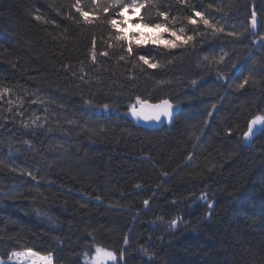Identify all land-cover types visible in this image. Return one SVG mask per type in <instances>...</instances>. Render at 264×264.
Instances as JSON below:
<instances>
[{"label":"trees","instance_id":"obj_1","mask_svg":"<svg viewBox=\"0 0 264 264\" xmlns=\"http://www.w3.org/2000/svg\"><path fill=\"white\" fill-rule=\"evenodd\" d=\"M72 2L0 0V261L83 264L100 247L116 264H264V128L244 139L264 115V31L249 29L264 0H158L188 34L193 9L224 27L200 25L195 48L146 43L169 33L131 21L161 22L157 9L125 12V32L158 31L134 51L166 67L143 71L120 49L100 56L107 26L68 19ZM137 97L181 105L174 126H136Z\"/></svg>","mask_w":264,"mask_h":264},{"label":"snow or ice","instance_id":"obj_2","mask_svg":"<svg viewBox=\"0 0 264 264\" xmlns=\"http://www.w3.org/2000/svg\"><path fill=\"white\" fill-rule=\"evenodd\" d=\"M181 5H187L188 0H177ZM70 11L67 18L74 20L78 25L83 24L86 27L96 28L100 25L107 26V39L102 40V43L106 45V48L99 52V55L102 57L109 56L110 49H120L121 54L119 55V60L125 61L135 57V63L133 64L134 68H141L143 71L142 65H146L148 69H163L166 67L164 63H161L160 60L155 58V55L151 52H139L134 51V47L139 49L141 44L139 43V38L135 33L132 34V39L129 38V35L126 34L125 29L128 26L129 22H126L124 19L125 12H128L130 15H134L138 9H145L146 7L150 9H157L156 15L162 17L161 22L153 23L151 22L150 14L141 16L135 21H131L133 24H143L144 27H151L155 29H163L164 32L169 33L168 39L154 38L146 43H151L154 46H162L165 50H171L176 48H185L189 45L191 47H196V36H206L207 32L200 31L199 26L202 25L204 29L210 30L211 34L216 36L225 32L223 26L220 25L219 21L215 23L207 18L201 11H196L193 9L191 15L186 16L184 19L187 22V25L195 26L193 28V34H188L186 31V26H180L178 28L174 27L178 23L177 17H172L170 19V14L168 11L159 10L158 0H73V2L68 6ZM72 10L77 16L72 14ZM111 12V15L108 13ZM35 19L42 20L41 16H36ZM48 23V21H44ZM251 26L253 29L257 26V17L255 11L251 14ZM228 36L237 37V33L229 31L226 33ZM91 47L89 49L90 57L93 63H97V38L95 36L91 39ZM146 46V44H145ZM227 53L222 54L218 60H214V63L224 64ZM204 60H209L208 56L204 57ZM168 63H171V60H168ZM82 79V77H81ZM248 80L245 79L241 84L238 85L239 88H243L248 84ZM159 84H164L166 81H158ZM195 83V81H193ZM11 89L0 86V98L7 93H10ZM36 103L35 100L32 101ZM11 103V101H9ZM139 106V108H138ZM109 108L108 104L103 105V109L107 111ZM149 111H145V110ZM131 112L137 118H143L144 120H154L159 122L161 117H166L169 123L173 119L174 110L173 105L168 100H163L161 103L153 105L145 99L140 97L136 98V103L131 105ZM11 111V108H9ZM39 119V117H37ZM35 123V121H33ZM264 128V115H257L250 119L247 125V131L244 133V139L247 141L255 135L256 131H259L260 128ZM189 160H192V156L188 157ZM29 176L32 175L31 172L28 173ZM35 179V177H33ZM144 205L149 204L148 200H144ZM208 207H211L209 204ZM175 225V221L172 222ZM128 238L123 239V244L128 245ZM25 255H36L29 249ZM13 256H17V253H12ZM101 257L104 260H110L115 262L117 260V255L113 251L102 249L100 247L96 248V257L95 261L97 264H100ZM42 259H45L42 257ZM0 264H3L0 261ZM45 264H52L51 258L45 259Z\"/></svg>","mask_w":264,"mask_h":264},{"label":"water","instance_id":"obj_3","mask_svg":"<svg viewBox=\"0 0 264 264\" xmlns=\"http://www.w3.org/2000/svg\"><path fill=\"white\" fill-rule=\"evenodd\" d=\"M260 26V21L259 18L257 17V26L255 29L252 28L251 29L253 31V33L256 31L257 27ZM171 103V102H170ZM152 104V103H151ZM173 105V110H174V115H173V119L172 121L169 123V121L167 120L166 117H161V120L159 122L154 121V120H144L143 118H137L136 116H134L132 114V119L133 122L135 123L136 126H139L143 129H150V130H156L157 128H162V127H169V126H173V122L174 119L178 116V112L180 111V107L177 105H174L173 103H171ZM155 105V104H153ZM145 111H149V110H145Z\"/></svg>","mask_w":264,"mask_h":264},{"label":"rangeland","instance_id":"obj_4","mask_svg":"<svg viewBox=\"0 0 264 264\" xmlns=\"http://www.w3.org/2000/svg\"><path fill=\"white\" fill-rule=\"evenodd\" d=\"M263 27V24H261V28ZM260 32V30H258ZM127 34H133L135 33L136 36L139 38V41L142 40V38L149 40L150 36L156 35L158 33L157 30L155 29H149V28H139L136 27L134 25H131L130 29H128L126 31ZM255 133H258V131H256ZM95 257H96V249H95V253L93 254V256H86V258L83 261V264H97V262L95 261ZM117 261V260H116ZM116 261H110V260H104L103 257H101V262L100 264H116Z\"/></svg>","mask_w":264,"mask_h":264},{"label":"bare ground","instance_id":"obj_5","mask_svg":"<svg viewBox=\"0 0 264 264\" xmlns=\"http://www.w3.org/2000/svg\"><path fill=\"white\" fill-rule=\"evenodd\" d=\"M256 16L258 17V15H256ZM259 18H260V17H259ZM260 20H261V19H260ZM261 24H262V22H261ZM261 24H260V26L257 27V29L260 30V31H262V30L264 31V27L261 28ZM249 29H250L251 34H252L253 31H252V29H251V23H250V25H249ZM257 29H256V30H257ZM258 30H257V31H258ZM258 32H259V31H258ZM257 35H258V34H257ZM256 37H257V36H256ZM177 106H179V105H177ZM179 107H180V111H181L182 106L180 105ZM180 111H179V113H180ZM178 115H179V114H178Z\"/></svg>","mask_w":264,"mask_h":264},{"label":"clouds","instance_id":"obj_6","mask_svg":"<svg viewBox=\"0 0 264 264\" xmlns=\"http://www.w3.org/2000/svg\"><path fill=\"white\" fill-rule=\"evenodd\" d=\"M177 118V117H176ZM174 126V125H173Z\"/></svg>","mask_w":264,"mask_h":264}]
</instances>
